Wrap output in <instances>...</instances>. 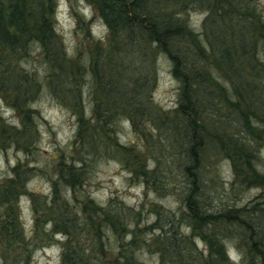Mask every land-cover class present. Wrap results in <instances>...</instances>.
Here are the masks:
<instances>
[{
    "label": "rangeland",
    "instance_id": "1",
    "mask_svg": "<svg viewBox=\"0 0 264 264\" xmlns=\"http://www.w3.org/2000/svg\"><path fill=\"white\" fill-rule=\"evenodd\" d=\"M157 2L176 13L183 0ZM52 7L55 41L46 56L32 36L0 42V186L16 190V236L0 222V264H62L69 238L52 228L59 218L76 219L68 246L89 264H175L171 229L186 264H218L204 235L215 236L229 264H249L241 248L250 251L251 240L240 219L264 231V0L196 1L161 43L110 37L90 0H54ZM226 15L239 16L233 24L255 40L250 55L247 35L239 48L252 71L247 58L244 66L240 58L227 64L218 53ZM171 54L187 65L199 61L215 90L196 105L197 187L205 208L235 220L209 226L190 218L188 125ZM131 98L146 110L133 112ZM53 182L58 199L49 205Z\"/></svg>",
    "mask_w": 264,
    "mask_h": 264
},
{
    "label": "trees",
    "instance_id": "2",
    "mask_svg": "<svg viewBox=\"0 0 264 264\" xmlns=\"http://www.w3.org/2000/svg\"><path fill=\"white\" fill-rule=\"evenodd\" d=\"M32 0H0V42L4 44L14 45L15 34L24 38L32 36L33 46L37 45V49L43 55H47L49 50L53 46L55 41V34L53 30V4L54 0H38L33 2L32 8L28 2ZM97 7L98 13L102 18L105 26L109 30L110 37L116 35H126L130 40L135 41L144 39L146 36L154 43H161L164 36H171L167 29L172 28L175 23V19H180L185 9L196 4L199 0H183L179 8H176V13L168 9L161 8L157 0H90ZM222 10L223 8L220 7ZM31 10H34L36 14H32ZM226 15L225 20H221V38L220 49L218 51V40L216 32L212 33L211 45H214L216 41V49L220 57L225 60L227 64L231 61L240 58L239 65L242 64L244 58H249L251 52L255 47L254 39L251 37L250 31H242V28L237 27L233 23L238 22L239 16ZM30 28V33L27 29ZM12 30V31H10ZM30 34V35H29ZM247 35L248 43L251 45L250 52L243 58V55L239 53V48L242 47L244 42V36ZM172 39V36H171ZM263 52H264V25H263ZM196 56V55H195ZM197 57V56H196ZM248 58L246 59L247 69L253 70L249 65ZM171 54L172 60V73L174 77L180 83V102L179 112L186 118L188 130L185 135V151L184 155L187 157V162L184 165V172L186 176L190 177L188 186V196L186 197V205L189 209V214L192 222L203 223L209 226H215L221 219L233 218L236 216L229 215L222 212H210L209 208H205L202 205L201 192L198 189L199 178H197V169L199 165V148L202 143V134L197 129L196 119V105L199 101V96L202 92L207 93L209 97H212L215 91L210 82L209 76L202 69L203 66L198 65V62L194 64L191 61L187 65L186 60H182ZM205 62V60H200ZM216 64L221 66L224 64L222 60H215ZM206 63V62H205ZM243 62V66H244ZM264 65V64H263ZM207 66V64H206ZM242 66V65H241ZM208 67V66H207ZM240 74V70H233ZM20 86H18L19 88ZM264 93V83H263ZM133 97V95H129ZM140 102V103H139ZM137 102L135 98H131L129 101L132 106V111L135 109L146 110L144 105L141 104L142 100ZM263 108H264V96H263ZM134 112V111H133ZM135 114H133L134 117ZM189 181V180H188ZM71 190L74 194L77 183L74 180L71 183ZM192 185V186H191ZM53 186V200L48 202L49 205L55 204L58 199V188L55 182ZM16 190L10 186H0V205L5 206L0 217L1 229L4 234H7L10 238H14L16 235L13 233L16 231V226L12 220V201L15 198ZM264 197V195H263ZM91 202V201H90ZM33 209L37 215L36 221L39 220V212L36 209V203L33 201ZM67 217V214H65ZM75 218H69L53 222L54 231H60L69 239L65 244V251L63 253L62 264H89L88 260L82 252L77 251L74 247L69 248V243L74 240L73 233H77L79 229L75 223ZM244 227L248 228V237L251 240L250 251H243L244 256H249V264H264V231L259 229L258 223L244 222L240 219ZM58 229V230H57ZM55 233V232H54ZM214 235H204L209 246V255L214 257L218 264H229L225 256V251L215 243ZM170 238V251L175 259V264H186V257L184 255V249H180L181 243H176L180 237L177 232H173V229L169 232ZM184 247L187 243H183ZM240 248V246H239ZM186 250L192 251L188 248ZM129 264H133L131 261ZM137 264V263H136Z\"/></svg>",
    "mask_w": 264,
    "mask_h": 264
}]
</instances>
